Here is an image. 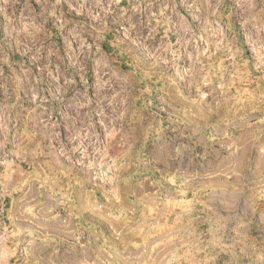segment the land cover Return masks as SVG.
<instances>
[{"label": "rangeland", "instance_id": "obj_1", "mask_svg": "<svg viewBox=\"0 0 264 264\" xmlns=\"http://www.w3.org/2000/svg\"><path fill=\"white\" fill-rule=\"evenodd\" d=\"M0 198V264H264V0H0Z\"/></svg>", "mask_w": 264, "mask_h": 264}, {"label": "crops", "instance_id": "obj_2", "mask_svg": "<svg viewBox=\"0 0 264 264\" xmlns=\"http://www.w3.org/2000/svg\"><path fill=\"white\" fill-rule=\"evenodd\" d=\"M151 168H158V170L161 171L160 172L161 181H157L156 179L150 176H144L143 178H141L135 172H131V173L129 172L128 174H121L120 177L115 178L114 182H112V186L116 185V187H119L121 189L120 191H122V194H123L122 199L130 200L133 203H140L141 201L150 202L151 200L155 199L154 193L156 190L155 189L156 186L174 185V186L179 187L184 184H187V181L189 179L187 175L183 173V171L185 170V166H183L182 164L176 166L175 162L171 161L170 159H166L164 163L154 164ZM134 169L138 170V168H135V167L131 168V170H134ZM163 193L165 194V196L166 194H170L168 192L166 193V190H163ZM133 208L137 209V211L135 210V213H134ZM139 209L140 208L137 207L136 204H133L132 210H133L134 215H132L131 217L134 216L135 218H138L140 214ZM22 214H23V224L21 226L23 228V234H25V237H28L29 233L32 231V226H30L29 223L25 222V220L29 218L30 216L27 214V211H25V209L23 210V212H20L21 217H22ZM75 215L76 216H74V218L77 216L78 217L80 216L81 220L85 221L86 223L96 226L99 230V233H98L100 234L99 238H102L103 236L109 237V234L113 236L111 229L108 227V223L105 220V217H103L99 213L92 212V211H86L84 209H77ZM9 217L10 215L8 213V218ZM70 222H71V217H70ZM54 230L55 231L53 232V237L55 238L54 239L55 242L58 241L60 243L62 242V240L67 241L68 239L73 237L72 232L68 228L65 229L62 226L61 227L59 226L55 228ZM35 231H37L36 234L38 235V230H35ZM36 234H35V237L37 236ZM93 234L97 235L96 232H93ZM5 240H8V239H5ZM8 242L10 243V240H8ZM23 243H27L28 245L31 244L30 241L25 238H23ZM39 245L40 243H37L35 246H39ZM59 245L61 244H53L52 247H59ZM35 246L31 245L27 247L23 245V250L28 249L26 250L27 251L26 255H24L23 253L24 261L31 259V257L32 259L35 258L33 259L34 262L35 260H38V257L36 256L37 247Z\"/></svg>", "mask_w": 264, "mask_h": 264}, {"label": "built area", "instance_id": "obj_3", "mask_svg": "<svg viewBox=\"0 0 264 264\" xmlns=\"http://www.w3.org/2000/svg\"><path fill=\"white\" fill-rule=\"evenodd\" d=\"M3 202L0 198V205H3ZM3 213H2V220L0 221V224L3 223L5 225V222H6V217L4 216V209L1 210ZM1 216V214H0ZM2 228V227H1Z\"/></svg>", "mask_w": 264, "mask_h": 264}]
</instances>
